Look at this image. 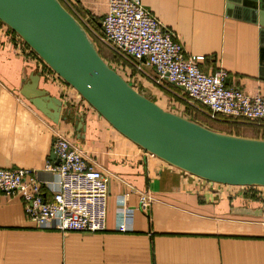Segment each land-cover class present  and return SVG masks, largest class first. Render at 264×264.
<instances>
[{"label":"crops","instance_id":"crops-1","mask_svg":"<svg viewBox=\"0 0 264 264\" xmlns=\"http://www.w3.org/2000/svg\"><path fill=\"white\" fill-rule=\"evenodd\" d=\"M62 1L90 34H100L97 19L107 13L109 0ZM141 1L176 33L187 53L204 57L205 72L221 67L228 72V86L264 96V33L251 13L233 0ZM29 48L0 20V167L43 168L59 132L108 180L107 229H39L18 195L0 193V264H264V217L233 210L260 207L246 196L248 187L202 179L148 152ZM134 61L128 64L141 75L138 83L151 85L164 100L174 96L152 84V66ZM36 70L39 88L63 101L59 123L21 94L24 80ZM78 120L85 126L80 131ZM250 130L242 135L264 138V121ZM142 194L150 196L148 209L141 208ZM123 221L130 230H118Z\"/></svg>","mask_w":264,"mask_h":264},{"label":"water","instance_id":"water-1","mask_svg":"<svg viewBox=\"0 0 264 264\" xmlns=\"http://www.w3.org/2000/svg\"><path fill=\"white\" fill-rule=\"evenodd\" d=\"M233 3L251 13L264 33V0ZM0 20L119 132L148 152L205 180L264 186V138L218 131L160 105L154 94L137 89L101 56L85 26L61 0H0ZM40 79L36 70L24 80L21 94L59 123L63 101L39 88ZM76 123L78 131L85 128L83 120ZM233 210L264 217V207Z\"/></svg>","mask_w":264,"mask_h":264},{"label":"built area","instance_id":"built-area-1","mask_svg":"<svg viewBox=\"0 0 264 264\" xmlns=\"http://www.w3.org/2000/svg\"><path fill=\"white\" fill-rule=\"evenodd\" d=\"M101 23L100 34H89L132 63L145 60L155 69L156 83L168 81L183 87L188 100L198 104L210 118L256 124L264 121V96L228 86V72L221 67L205 72L200 65L204 57L187 53L176 33L141 0H109ZM115 68L124 70L122 65ZM130 82L137 83L133 77ZM56 135L52 153L58 162L48 158L41 169L0 167V193L18 195L27 217L39 229L90 233L106 230V176L69 139L59 132ZM47 192L52 194L51 199H46ZM149 207L150 196L142 194L141 208ZM118 230L125 232L130 226L123 221Z\"/></svg>","mask_w":264,"mask_h":264},{"label":"rangeland","instance_id":"rangeland-1","mask_svg":"<svg viewBox=\"0 0 264 264\" xmlns=\"http://www.w3.org/2000/svg\"><path fill=\"white\" fill-rule=\"evenodd\" d=\"M92 34L94 35L93 32H92ZM108 47L114 52V50L110 46H108ZM118 56L121 59L127 61L128 63L129 62H130V64L132 63V60H130V59L127 60L126 57L121 56V55H118ZM117 64H114L113 66L117 67L116 66ZM137 74L135 76H137ZM146 75H148V74H146ZM155 75H156V72H155ZM138 76L140 77L141 75L138 74ZM151 82L153 85L160 87L165 92H167L169 94H173L174 96L185 101L183 94L180 91H178V89L171 86L169 83L163 82L162 84H158L155 82V80L151 81ZM136 85H138V86H136L137 89L143 91L147 95H152V93H155L154 95L156 96L157 102L160 101L161 104L165 105L163 107H165L167 109L174 110V108H172L170 106V104H168V102L166 103V101H164V103H163L162 99L160 100L158 98V97H161V95H158L157 91H155V90H154L155 91L154 92L153 87L151 85H147V87H144L140 83H138ZM157 95H158V97H157ZM185 102L187 103L186 113H188V115L191 116L190 117L191 119L198 120V122L203 123V124L207 125L208 127L213 128L215 130L223 131V132H227V133H232V134H236V133L248 134V133H253V131L250 130V128L252 126H256V125H254V123H252L253 124L252 125L250 122H248L246 120H233V119L225 118V117H220L218 119H212V118L210 119L209 116L205 112H203V110L198 106V104H196L195 102H189L188 100ZM175 111H180V110L175 108ZM263 135H264V133H263ZM223 185H226V184H223ZM240 187H244V188L248 187L247 192H246V194H247L246 196H248L251 199V202L254 205L264 207V186H255V187H259V189L255 188L253 186H240Z\"/></svg>","mask_w":264,"mask_h":264},{"label":"trees","instance_id":"trees-1","mask_svg":"<svg viewBox=\"0 0 264 264\" xmlns=\"http://www.w3.org/2000/svg\"><path fill=\"white\" fill-rule=\"evenodd\" d=\"M61 2L63 3V5L68 9V7L66 6V4L61 0ZM69 10V9H68ZM70 11V10H69ZM103 18V17H102ZM102 18L97 19L98 24H100L102 22ZM100 29V32L102 31L101 27H98ZM95 42L97 43L98 46V50L101 54V56L107 61L109 62L112 66L114 64H117L116 66H123L124 70H118L121 75L128 81H130L133 77L134 81H137V76H135L137 74L136 70H134L130 64H128L127 61L121 59L118 54L114 53L108 46H106L105 44H103L101 41H99L97 38H95ZM131 69V70H130ZM138 84V82L136 83ZM144 87L147 85L142 84ZM138 86V85H136ZM173 87H176L177 89H179V87L175 86V85H171ZM149 87V86H148ZM181 89V88H180ZM179 89V90H180ZM187 94V93H186ZM159 95V94H158ZM157 95V97H158ZM160 100L162 98L158 97ZM164 101H166V103L168 102V104H170V106L172 108H175L180 110L181 112H183L185 115L191 117L190 115H188V113H186V108H187V103L185 101H183L182 99L173 96L170 100H163L162 102L164 103ZM158 103L162 106H165L164 104H161L160 101H158ZM202 113V112H201ZM203 114V113H202ZM210 118V117H209ZM211 119V118H210ZM198 121V120H197ZM252 124V122H250ZM253 125V124H252ZM256 126H259V124H255ZM237 135H242L241 133H236Z\"/></svg>","mask_w":264,"mask_h":264}]
</instances>
